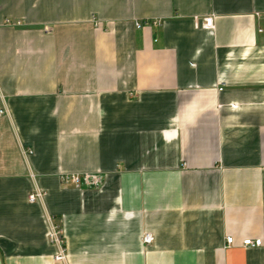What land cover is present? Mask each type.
Returning a JSON list of instances; mask_svg holds the SVG:
<instances>
[{
  "label": "crops",
  "instance_id": "1",
  "mask_svg": "<svg viewBox=\"0 0 264 264\" xmlns=\"http://www.w3.org/2000/svg\"><path fill=\"white\" fill-rule=\"evenodd\" d=\"M1 109L0 264H264V0H0Z\"/></svg>",
  "mask_w": 264,
  "mask_h": 264
},
{
  "label": "built area",
  "instance_id": "2",
  "mask_svg": "<svg viewBox=\"0 0 264 264\" xmlns=\"http://www.w3.org/2000/svg\"><path fill=\"white\" fill-rule=\"evenodd\" d=\"M156 25L160 22H155ZM137 27L141 26L140 22L135 23ZM96 26H100V23L98 21H95ZM203 28L206 29H212L214 27L213 24V16H206L202 20ZM222 90V88H219V91ZM3 113V110H0V114ZM31 149L24 147L23 152L25 154L30 153ZM61 181L65 184H71L75 187H88V188H98L102 184V175L97 172H83V173H69V174H63L61 177ZM43 197L42 190L36 189L33 192H31L28 195L29 202H36L41 200ZM48 241L58 247L57 251L54 254V260L57 262H64L66 260V249L64 246V240L62 236V229L60 226L57 225H50V228L48 230ZM154 235H152L151 232H143L141 235V242L144 246H148L154 242ZM227 244L233 243V237L229 236L226 238ZM261 244V239L257 238L255 240H252L250 238H246L242 241L243 246H259Z\"/></svg>",
  "mask_w": 264,
  "mask_h": 264
}]
</instances>
